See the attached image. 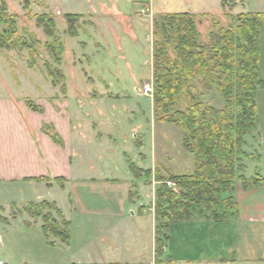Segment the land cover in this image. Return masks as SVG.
Masks as SVG:
<instances>
[{
	"label": "rangeland",
	"instance_id": "rangeland-1",
	"mask_svg": "<svg viewBox=\"0 0 264 264\" xmlns=\"http://www.w3.org/2000/svg\"><path fill=\"white\" fill-rule=\"evenodd\" d=\"M26 1L28 8L24 9L22 0H0L7 13L15 17L18 35L30 47L0 49V98H11L17 106L29 110L32 103L39 108L35 112L41 117L50 108L62 116L68 112L82 121L84 139L98 157L93 158L94 164L84 157L86 179L80 184L74 188L69 184L67 193L54 189L44 192V196L56 199L65 217H155L156 191L161 184L157 179L193 171V157L182 145V130L159 120L153 109V44L160 16L193 15L200 41L209 44L212 35L231 28L239 15L264 13V0ZM41 15L46 23L52 19L51 35L39 26L36 18ZM68 15L71 19L66 18ZM54 36L64 45L60 63L48 49L54 44ZM259 48V70L264 80V25L259 30ZM147 85L149 90L145 93ZM259 91L256 100L264 135V88ZM202 101L216 109L223 107L217 93L205 95ZM183 107L182 101L176 108L183 111ZM43 122L40 132L63 148L59 133ZM45 125H49V132L43 129ZM259 131L256 127L245 138L242 150L247 158L238 163L245 171L239 172L238 177L264 178ZM52 133L57 139L49 136ZM83 150L86 152L87 146ZM154 171L159 174L154 176ZM25 192L27 204L0 208L1 215L15 217L7 228L10 231L24 230L23 219L33 218L25 212L27 207L44 201L41 198L31 203L29 190ZM76 192L82 203L76 199ZM46 203L43 209H36L40 218L50 214L58 227H63L51 209L52 203ZM0 222L1 227L7 225L6 221ZM167 232L160 233L159 251Z\"/></svg>",
	"mask_w": 264,
	"mask_h": 264
},
{
	"label": "crops",
	"instance_id": "crops-1",
	"mask_svg": "<svg viewBox=\"0 0 264 264\" xmlns=\"http://www.w3.org/2000/svg\"><path fill=\"white\" fill-rule=\"evenodd\" d=\"M259 93L255 103L263 159L264 135L256 100ZM41 116L17 106L11 98H0V208L27 204L28 189L31 203L41 198L55 203L69 224L70 238L63 242L46 234L40 217L24 218V230L10 231L7 228L15 217L0 214V221L7 223L1 227L0 222V261L4 264H264V186L243 188L237 181L231 194L236 205L234 217L174 222L161 241L160 251L162 237L156 231L155 217H65L57 200L45 197L44 192L55 189L67 193L69 184L74 188L86 179L84 157L94 164L97 156L84 139L81 120L68 112L59 115L53 108ZM41 122L55 128L63 148L40 132ZM38 177L46 180L35 181ZM59 178L62 182H57ZM75 195L82 203L77 192ZM6 196L10 200H5Z\"/></svg>",
	"mask_w": 264,
	"mask_h": 264
},
{
	"label": "trees",
	"instance_id": "trees-1",
	"mask_svg": "<svg viewBox=\"0 0 264 264\" xmlns=\"http://www.w3.org/2000/svg\"><path fill=\"white\" fill-rule=\"evenodd\" d=\"M22 1L23 8L27 9V1ZM66 18L71 19V16ZM36 19L48 35L53 33L52 19L47 23L42 21V15ZM263 25L264 13L239 15L231 28L212 35L208 44L200 41L193 15L167 13L160 16L153 44V109L159 120L182 130V145L193 157V171L157 179L161 183L155 203L158 235L174 222L207 215L214 221L234 217L236 205L231 194L236 181L243 188L264 186V178L258 175L238 177L239 172L245 171L243 166H238L247 158L242 150L245 138L257 127L256 92L264 88L259 72V30ZM54 37V44L48 45V49L60 63L64 45ZM18 47L30 48L18 35L15 17L9 15L5 4L0 2V49ZM194 82L197 85H193ZM211 92L220 96L221 109L202 101ZM182 101L184 109L180 111L176 107ZM29 107L32 111L39 109L32 103ZM47 126L43 129L49 132ZM52 132H55L53 128ZM49 136L57 139L56 133ZM158 174L154 171V176ZM34 180L45 181L46 178ZM224 194L230 197L223 198ZM47 205L44 201L36 206L32 204L25 212L39 218L36 209ZM51 209L56 211L63 227H58L57 221L46 214L41 217L43 231L68 242L69 224L62 219L55 204L52 203Z\"/></svg>",
	"mask_w": 264,
	"mask_h": 264
},
{
	"label": "built area",
	"instance_id": "built-area-1",
	"mask_svg": "<svg viewBox=\"0 0 264 264\" xmlns=\"http://www.w3.org/2000/svg\"><path fill=\"white\" fill-rule=\"evenodd\" d=\"M148 90H149V86L147 85L144 87V92L147 93ZM0 264H4V262L0 261Z\"/></svg>",
	"mask_w": 264,
	"mask_h": 264
}]
</instances>
